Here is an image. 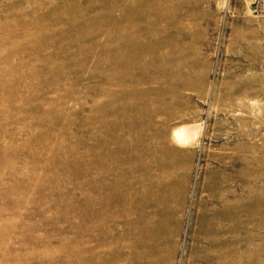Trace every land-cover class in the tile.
<instances>
[{
    "label": "rangeland",
    "instance_id": "374dc122",
    "mask_svg": "<svg viewBox=\"0 0 264 264\" xmlns=\"http://www.w3.org/2000/svg\"><path fill=\"white\" fill-rule=\"evenodd\" d=\"M253 2L0 0V264H264Z\"/></svg>",
    "mask_w": 264,
    "mask_h": 264
},
{
    "label": "bare ground",
    "instance_id": "6f19581e",
    "mask_svg": "<svg viewBox=\"0 0 264 264\" xmlns=\"http://www.w3.org/2000/svg\"><path fill=\"white\" fill-rule=\"evenodd\" d=\"M189 131V130H188ZM185 129H177L175 132H174V137L182 142V143H185V142H188L189 139H190V135H189V132ZM193 134V133H192ZM192 139V138H191Z\"/></svg>",
    "mask_w": 264,
    "mask_h": 264
},
{
    "label": "built area",
    "instance_id": "2783aa9c",
    "mask_svg": "<svg viewBox=\"0 0 264 264\" xmlns=\"http://www.w3.org/2000/svg\"><path fill=\"white\" fill-rule=\"evenodd\" d=\"M253 11L256 15L264 17V0H254Z\"/></svg>",
    "mask_w": 264,
    "mask_h": 264
}]
</instances>
